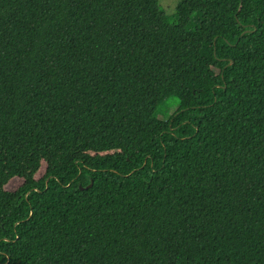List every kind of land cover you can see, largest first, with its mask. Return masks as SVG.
<instances>
[{
	"label": "trees",
	"instance_id": "obj_1",
	"mask_svg": "<svg viewBox=\"0 0 264 264\" xmlns=\"http://www.w3.org/2000/svg\"><path fill=\"white\" fill-rule=\"evenodd\" d=\"M0 264H264V0H0Z\"/></svg>",
	"mask_w": 264,
	"mask_h": 264
},
{
	"label": "rangeland",
	"instance_id": "obj_2",
	"mask_svg": "<svg viewBox=\"0 0 264 264\" xmlns=\"http://www.w3.org/2000/svg\"><path fill=\"white\" fill-rule=\"evenodd\" d=\"M176 2L177 0H158V4L167 15H170L174 12V6ZM43 171L44 164L41 165L38 171H33L31 169H23L21 172L24 176H26V178H28V180L34 181L42 175ZM18 184L19 178L13 177L5 184V188L8 190H13L14 188H16V186H18Z\"/></svg>",
	"mask_w": 264,
	"mask_h": 264
},
{
	"label": "water",
	"instance_id": "obj_3",
	"mask_svg": "<svg viewBox=\"0 0 264 264\" xmlns=\"http://www.w3.org/2000/svg\"><path fill=\"white\" fill-rule=\"evenodd\" d=\"M89 185H91V183H90V184H88L87 186H89Z\"/></svg>",
	"mask_w": 264,
	"mask_h": 264
}]
</instances>
